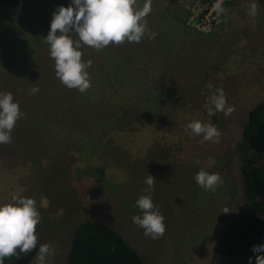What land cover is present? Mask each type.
Wrapping results in <instances>:
<instances>
[{"label":"rangeland","instance_id":"374dc122","mask_svg":"<svg viewBox=\"0 0 264 264\" xmlns=\"http://www.w3.org/2000/svg\"><path fill=\"white\" fill-rule=\"evenodd\" d=\"M69 3L0 6V90L23 113L11 142L0 144V202L14 194L36 201L38 249H50L43 264H68L85 219L115 228L145 264H213L229 220L249 211L237 147L249 108L264 101V0H255L254 16L252 0H151L138 43L81 45V60L91 61L84 92L56 77L43 39L52 12ZM217 88L233 110L209 116L206 98ZM191 120L214 124L218 142L186 132ZM201 168L222 178L215 190L196 184ZM148 174L165 224L155 239L131 219ZM28 264H40L37 255Z\"/></svg>","mask_w":264,"mask_h":264},{"label":"clouds","instance_id":"9594fccd","mask_svg":"<svg viewBox=\"0 0 264 264\" xmlns=\"http://www.w3.org/2000/svg\"><path fill=\"white\" fill-rule=\"evenodd\" d=\"M216 7L223 11L219 4ZM150 11L151 0H145L142 7H137L136 0H70L68 6H57L51 14L48 32L43 37L48 45L49 56L54 61L56 77L67 88L84 92L90 87L86 68L91 61L81 60V45L99 50L110 43L118 44L125 40L138 43L148 31L145 17ZM248 14H256L255 0H252ZM70 32H74L78 39L74 41ZM153 35L155 33H149V38ZM206 87L211 90L213 85L209 83ZM38 90L33 87L29 91L35 93ZM205 107L209 116L217 111L227 115L233 110L231 106L226 107L223 90L219 88L210 91ZM22 115L12 93L0 90V144L11 142V130ZM189 130L191 134L200 136L202 141L218 142L220 137L219 130L210 121L202 123L200 120H191L185 126V131ZM194 180L206 191H213L222 183L218 173H210L203 168L195 173ZM154 181L151 174L145 177L147 187L142 191L146 194L138 195L134 201L140 214L131 217L132 222L153 239L165 230L164 216L153 204L150 195ZM39 221L36 201L31 197L14 194L8 202H0V264H3L5 257L16 254L17 249L28 252L36 247L35 227ZM49 251L47 243L39 245L37 259L40 264H43ZM252 251L257 253L255 264H264V255L260 254L264 253V244L253 245ZM251 260L249 257V264Z\"/></svg>","mask_w":264,"mask_h":264},{"label":"trees","instance_id":"16d2710c","mask_svg":"<svg viewBox=\"0 0 264 264\" xmlns=\"http://www.w3.org/2000/svg\"><path fill=\"white\" fill-rule=\"evenodd\" d=\"M18 1L0 0V6ZM79 122L80 119L75 118V123ZM242 135L244 141L237 147L239 171L249 211L229 220L217 241L213 264H249V257L251 264H255L257 253L252 251V246L264 244V101L249 108ZM37 252L38 244L28 252L17 249L16 254L4 258L3 264H28ZM67 263L145 264L120 232L93 219H85L74 228Z\"/></svg>","mask_w":264,"mask_h":264}]
</instances>
